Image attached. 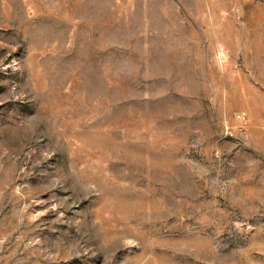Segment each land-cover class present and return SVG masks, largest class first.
Segmentation results:
<instances>
[{"label":"rangeland","instance_id":"rangeland-1","mask_svg":"<svg viewBox=\"0 0 264 264\" xmlns=\"http://www.w3.org/2000/svg\"><path fill=\"white\" fill-rule=\"evenodd\" d=\"M0 264H264V0H0Z\"/></svg>","mask_w":264,"mask_h":264},{"label":"built area","instance_id":"built-area-1","mask_svg":"<svg viewBox=\"0 0 264 264\" xmlns=\"http://www.w3.org/2000/svg\"><path fill=\"white\" fill-rule=\"evenodd\" d=\"M235 120L237 122V129L240 132V134L242 136H246L247 135V118H246V114L243 111H239L235 114ZM223 133L225 135H233V128L232 126L225 121L223 123V127H222Z\"/></svg>","mask_w":264,"mask_h":264}]
</instances>
